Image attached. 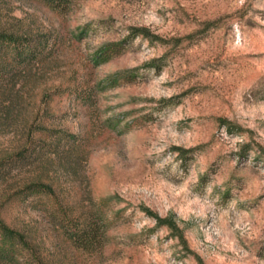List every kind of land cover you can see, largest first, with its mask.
<instances>
[{"label": "rangeland", "instance_id": "1", "mask_svg": "<svg viewBox=\"0 0 264 264\" xmlns=\"http://www.w3.org/2000/svg\"><path fill=\"white\" fill-rule=\"evenodd\" d=\"M5 9L61 40L39 85L73 92L50 99L44 123L86 161L57 192L69 202L91 195L108 224L103 254L80 252L76 264H264V0H78L68 14L8 0ZM133 28L166 42L132 38ZM3 195L0 186L12 227L46 226L38 209L51 197L24 208ZM142 207L174 216L188 250Z\"/></svg>", "mask_w": 264, "mask_h": 264}, {"label": "trees", "instance_id": "2", "mask_svg": "<svg viewBox=\"0 0 264 264\" xmlns=\"http://www.w3.org/2000/svg\"><path fill=\"white\" fill-rule=\"evenodd\" d=\"M59 14H68L78 0H32ZM8 0H0V135H10L0 145V186L4 187L5 203L24 208L32 206L37 197L52 198V205L40 207L45 227L28 225L12 227L0 215V264H76L78 253L103 254L108 243V224L91 195L69 202L60 198L61 176H78L86 157L81 145L62 147L61 132L45 123L50 99L73 92L58 86L39 85L42 78L58 62L61 40L42 33L38 27L6 12ZM132 38L150 42H166L147 28H133ZM165 58L154 60L161 70ZM129 74L124 71L121 74ZM82 91L85 90L83 87ZM77 92V91H76ZM79 92V90H78ZM179 96L164 100L176 105ZM223 125L232 132L230 125ZM62 147V148H61ZM250 146L247 147V150ZM181 157L192 151L176 148ZM60 177V178H59ZM156 220L157 229L167 227L188 250L184 231L174 216L162 218L153 210L142 207Z\"/></svg>", "mask_w": 264, "mask_h": 264}]
</instances>
